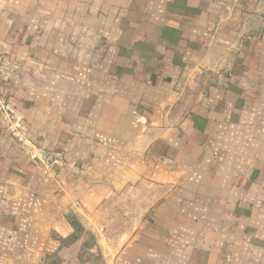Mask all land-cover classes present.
<instances>
[{
    "label": "crops",
    "instance_id": "obj_1",
    "mask_svg": "<svg viewBox=\"0 0 264 264\" xmlns=\"http://www.w3.org/2000/svg\"><path fill=\"white\" fill-rule=\"evenodd\" d=\"M264 264V0H0V264Z\"/></svg>",
    "mask_w": 264,
    "mask_h": 264
},
{
    "label": "rangeland",
    "instance_id": "obj_2",
    "mask_svg": "<svg viewBox=\"0 0 264 264\" xmlns=\"http://www.w3.org/2000/svg\"><path fill=\"white\" fill-rule=\"evenodd\" d=\"M100 264H102V263H100Z\"/></svg>",
    "mask_w": 264,
    "mask_h": 264
}]
</instances>
